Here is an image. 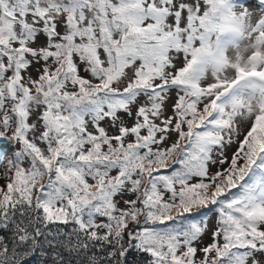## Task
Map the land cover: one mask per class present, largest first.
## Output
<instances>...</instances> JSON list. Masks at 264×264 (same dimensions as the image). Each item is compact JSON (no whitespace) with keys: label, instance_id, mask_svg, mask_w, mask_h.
Here are the masks:
<instances>
[{"label":"snow or ice","instance_id":"6c2138e0","mask_svg":"<svg viewBox=\"0 0 264 264\" xmlns=\"http://www.w3.org/2000/svg\"><path fill=\"white\" fill-rule=\"evenodd\" d=\"M0 264H264V0H0Z\"/></svg>","mask_w":264,"mask_h":264}]
</instances>
